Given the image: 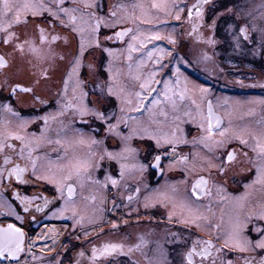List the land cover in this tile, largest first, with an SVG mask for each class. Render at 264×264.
<instances>
[{"label":"snow or ice","instance_id":"obj_1","mask_svg":"<svg viewBox=\"0 0 264 264\" xmlns=\"http://www.w3.org/2000/svg\"><path fill=\"white\" fill-rule=\"evenodd\" d=\"M129 8L131 12H128ZM151 8L173 16L176 21L181 20V14L186 10V20L192 28L187 35L204 29L197 36V40L203 43L215 45L216 36L222 30L224 37H230L236 48H240L244 41L255 43L257 33L260 43L264 44V0L254 10H249L247 4L230 2V6H225L224 0H195L191 5L179 0H153ZM136 9L141 10V15L135 14ZM129 23L135 26L123 27ZM166 24L167 21H160L158 15L153 17L144 12V5L139 3L106 6L104 0H0V45L12 47L14 52L23 53L27 46L30 52L38 53L40 49L33 37L38 35L41 44L55 42L60 36L52 35L49 41L48 32L55 31L57 26L70 29L79 37L78 50L72 52L70 67H67L63 87L58 92L61 99L57 100L58 107L54 112L29 119L15 111L11 104L0 103L3 109L0 113V180L7 172L9 178L22 181L24 173L30 169V176L35 181L54 186L55 199L63 201L59 208L53 205V215L70 211L75 222L73 227L83 225L86 219L89 224H94L95 214L105 210L96 206L98 199L100 205L107 199L100 193L111 189L119 193L122 184L128 187L124 183L126 180L134 179L135 171L158 168L162 155L174 156L177 146L191 143L193 147H202L201 167L207 169V176H197L189 188L188 172L185 171V179L179 185L154 189V198L146 197L144 206L159 204L168 209L169 223L175 221L210 230V238L197 237L189 243L190 235L181 236L179 231L166 232L164 240L175 247L168 249L157 242L156 247L150 249L152 255L142 252L147 264H264V198L259 201L258 208L244 211L245 197H233L235 207L228 214L226 227L223 215L219 222L213 223L214 213L211 211L214 203L224 204L226 183L235 179L230 175L235 166L243 168L249 175L255 173L250 184H245L246 189L254 185L264 188V99L248 102L250 106L247 108L239 102L229 106L227 100H218L214 105L208 89H189L187 79H181L179 68L171 69L174 83L171 79H164L165 70L171 63L163 62L164 54L167 51L175 57V53L155 45L149 49L148 44L163 39L173 45L177 43L171 34L165 36L157 30ZM142 25L151 27L143 29ZM17 28L22 30H13ZM104 29L111 34L105 33ZM125 37H130L126 48L106 46L109 41H123ZM97 53L101 59L105 53L109 57L103 70ZM133 53H138L139 58H134ZM175 58L178 62L183 60L182 57ZM6 66L7 62L0 56V68ZM158 74L160 79H157ZM161 83L162 90L155 87ZM17 90L33 93L32 87L14 83L10 95ZM154 93L157 98L146 105L144 101ZM34 99L40 100L35 95ZM254 104L260 105L259 118L246 119L257 116V108L251 106ZM145 112L148 114L146 118ZM185 117L198 131L191 141L187 140V133L181 127ZM225 118L227 125L223 123ZM37 120L42 121L38 132L28 131V125ZM12 141L19 142L18 150ZM147 141L154 142V148L149 145L151 151L143 159L147 160L151 155L152 163H140L137 160L140 155L138 145ZM13 155L26 161L25 166L13 163ZM178 160L186 163L188 157L180 156ZM10 164L12 166L7 167ZM113 164L118 165V175ZM101 175L103 180L99 178ZM77 188L82 193L89 192L82 197V208L76 203ZM136 191H140L139 187ZM39 199L38 195L24 196L21 202L31 205ZM127 199L130 201L132 197ZM49 203L44 198L45 207ZM118 207L113 199V208ZM89 209L91 214L86 217L84 213ZM43 210L36 207L37 212ZM23 211L28 213L29 208L26 206ZM8 214L24 223V217L10 205ZM212 233L216 234L215 240L221 242L219 247L211 238ZM249 233H255L256 237ZM146 243L140 237L126 253L123 244L93 245L89 260L96 264L101 257L116 253L127 256L134 250L142 251ZM25 244L26 234L22 227L15 224L0 227V261L21 264ZM32 247V243H27L28 252ZM77 255L83 257L85 253L81 251ZM232 256L235 259L230 258ZM128 264L138 262L129 260Z\"/></svg>","mask_w":264,"mask_h":264},{"label":"rangeland","instance_id":"obj_2","mask_svg":"<svg viewBox=\"0 0 264 264\" xmlns=\"http://www.w3.org/2000/svg\"><path fill=\"white\" fill-rule=\"evenodd\" d=\"M185 0H179V2L184 3ZM159 2V0H157ZM262 0H254L253 2H247L242 3L241 5L247 4L249 7V10H254L257 5L261 4ZM112 3H124V4H131V3H139L144 5V12L149 13L151 16H159L160 21H167L166 25H163L160 27L159 30L162 35L167 36L168 34H171L173 38L178 42L179 36L181 35V31H179V28L183 25V23H179V21H176L173 16L171 15H165L163 13H158L156 9L151 8V4L153 3V0H104V4L110 5ZM107 11V7H105V12ZM132 9L129 8L128 12H131ZM123 14V13H122ZM136 15H141V10L136 9L135 10ZM182 19V17H181ZM153 23L155 24V20H153ZM135 25L129 23L123 25V27H134ZM143 29H148L151 26L150 25H142ZM14 31H20L21 28L13 29ZM104 32L107 34H111L107 31V29H104ZM59 35L60 39L52 42V43H44L41 44L38 40L39 37L36 35L33 37V40L35 39L34 43L40 49L38 53H32L28 50L27 46H25V50L23 53L20 52H14L12 47H5L3 45L2 49H5L8 51L10 49L9 53V60H10V66L8 65L6 68H2L4 71L3 73H0V86H5L6 88L10 85L12 86L13 82L23 84L27 87L33 88V93H15V105H22L27 107L37 106L40 101L44 100L47 102V108L46 113H52L54 112L58 105L57 100H60L61 97L58 95V92L63 87V77L67 73V67H70V62L72 60V52L74 49L78 50L79 46V37L76 36L71 32L70 29H61L59 26L55 29V31L49 30L48 32V38L52 37V35ZM51 35V36H50ZM199 36V35H197ZM49 38V39H50ZM101 39L103 37L101 36ZM130 37L123 38V41H109L107 43V47H113L117 49L126 48L127 40H129ZM229 40L231 38L229 37ZM192 41V40H191ZM232 43V41H231ZM233 44V43H232ZM153 45L157 46L158 48L162 47L169 51H172L175 53V57H182L183 60L178 62V60L170 56L168 52L166 51L163 57V62L168 63L171 61L169 68L165 70L166 74L164 75V79H171L173 83L175 82V78L172 77L171 69L172 68H179V72L181 74V79L184 78L187 79L188 87L189 89L195 88H206L208 89L209 98L213 101V104L215 105L216 102L227 100L229 102V106L235 105L237 102H239L241 105H243L245 108L250 106L248 102L250 101H259L264 99V97L261 96H255L249 92L248 89H237L235 90V87L237 85L243 87V86H251V85H258V86H264V74L260 73L257 74L255 77L248 71H245L244 73H240L237 75H228L223 78H219L215 76L214 73H204V70H216L217 67L215 65V55L217 52L216 46H209L210 44L203 43V42H183V43H177L172 46V44H168L167 39H163L160 41H153L151 44H148V48L151 49ZM230 48L235 47L234 45H229ZM231 48V49H232ZM244 46H241L240 48L235 47V55L234 56H240L242 54L247 53V50L244 49ZM200 49H206L207 52L212 53V58H205L201 55ZM215 49V50H214ZM232 51V50H231ZM228 51L229 55L234 53V51L231 52ZM6 54V52H5ZM189 54V55H187ZM247 55V54H246ZM249 55V54H248ZM63 56L64 59L61 60L60 57ZM97 60H99L102 64L101 70H103V65H105L109 59L107 54H103V57L101 59L99 53L96 54ZM134 58L138 59L139 54L133 53ZM226 57V55H225ZM91 59V57H89ZM228 63L234 62L233 59L228 58ZM233 60V61H232ZM240 63V62H238ZM249 63L244 62V67L240 68V70H247ZM206 68V69H205ZM207 72V71H206ZM14 73V74H12ZM5 74H9L8 77H3ZM242 77V78H241ZM160 74L157 75V79H160ZM237 78H239V82L237 81ZM158 89H163V84L157 85ZM4 88V89H6ZM4 92V91H3ZM71 92V89H69V93ZM34 95L38 96L40 95V100H35ZM157 98V94L154 93L152 97L145 103L146 105L150 104L152 99ZM162 99V97H161ZM41 104V103H40ZM256 108H260V105L254 104L251 105ZM15 111H17L15 109ZM219 111V110H218ZM20 113V112H19ZM223 114V112L221 111ZM147 112H145L144 118L147 117ZM21 116L25 118H32V117H41L42 115H33L32 113L21 114ZM11 119V117H7ZM259 118L258 114L254 118H247L246 119H256ZM185 123L181 125V127L184 128L185 132L187 133V140L191 141L194 136L198 135L197 128L194 123L187 122V117L184 118ZM30 123L28 126V131H37L39 130L38 125H42V123ZM42 122V121H41ZM13 124H15V121H13ZM224 124L227 125V118L224 120ZM152 142V141H151ZM109 144H111V141H109ZM149 144L143 143L139 144L138 147L140 148V155L137 157V160L140 163H149L152 161L151 155H148V159L144 160L143 157L150 152V148L148 147ZM235 146V145H233ZM152 148H154V142H152ZM167 148V146H165ZM46 150V149H44ZM203 150L202 147H193L191 143L188 144H181L177 146L176 153L174 156H166L164 161L162 162V169L163 173L160 175L157 179V181H152L154 174L151 171L150 168H147L143 172L135 171L134 172V179H128L124 183L128 185L127 188L123 186V184L120 186V192L117 193L115 189L114 194L111 195V191L100 193L99 195L106 196L107 199L103 205H100L99 199L96 201V206L103 207L105 210L101 212H97L95 214V223L89 224L87 222V219L85 220V223L83 225L76 224L75 227L74 221L71 218L72 213L70 211L64 212L62 215L57 214L53 215L55 208H59L60 204L63 203V201H59L58 204L55 205V208L52 206L48 209L47 212H45L42 216H37L36 219L31 222V228H27L25 230V234L27 237V234L30 233V231H33V227H37L42 222L47 221H67L68 225V234L66 233V239L63 241L62 246L59 248V252H45V251H38L36 254V259H33L32 262H29L27 264H60L62 261V264H92V262L89 260V257L91 255V248L94 245L99 247L102 243H117V244H123L126 245L122 239H120L122 236L119 235L117 230H115L113 233L107 234L105 230L107 229L108 225L106 224L108 220H111L113 223L118 226L119 224H124L122 226L123 232L126 234L124 235L125 238H129L130 232L133 233V231H140L141 236L145 241H147V234L153 233L154 235H151L149 243L145 244V247L142 249V251H138V254H135L136 257L143 258L142 252H148L149 255H152L150 249H154L156 247V243L160 242L164 245L165 248H168V244L165 240V233L166 232H174L172 229L174 227L172 225H175L176 230L182 229L183 227H188L183 224L177 223L173 221L172 223H168V217L167 212L168 209L165 207L160 206L159 204H155L154 206L145 207V198H154V189H161L163 190L166 186L169 185H179V182L185 179V176L183 173L185 171L188 172L187 180H188V187L190 188V179L197 175L198 173H202L207 175V169L201 167V159L200 156L202 155ZM219 155V152L216 153ZM163 156V155H162ZM165 156V155H164ZM180 156H187L188 160L186 163H180L178 160V157ZM172 164L170 167L169 165ZM113 167L116 169V174L118 175L119 169L118 165L113 164ZM231 175V173H230ZM101 180H103V175L99 177ZM228 182V181H227ZM31 188L32 191L37 192L38 189H40L38 181L32 180L31 182ZM47 184V183H46ZM111 188V186H108ZM139 187L140 191L137 192L136 189ZM182 188L183 185H180ZM46 196L50 199L55 200V188L54 186L47 184V188H45ZM65 194H67L65 190ZM89 192H81L79 188H77V195H76V203L81 208L82 205V197L88 195ZM128 196H131L132 199L129 201L126 199ZM113 199L117 202L119 205L118 208H113ZM151 204V199L149 201ZM3 204L5 207L10 205L5 198L2 197L0 194V205ZM11 206V205H10ZM12 207V206H11ZM235 207L232 206L229 209V212L233 210ZM14 209V207H12ZM154 208H161L165 211L163 219L166 221H156L155 224L151 223L148 219L141 220L139 214L144 211H150ZM160 209V210H161ZM218 212V209L216 210ZM224 218L225 221V227L226 222L228 220V214ZM85 216L90 215V209L89 212L84 213ZM154 214H157L155 212ZM133 222H128V221ZM110 221V222H111ZM100 223H104L103 225H99ZM106 225V226H105ZM32 229V230H31ZM109 231V230H108ZM85 232H87V235H85ZM112 235V237H111ZM94 239H90L94 237ZM111 237L112 239L108 238ZM94 241V242H93ZM139 242V240H138ZM170 247V246H169ZM169 249V248H168ZM83 251L85 255L83 257L78 256L77 254L79 252ZM119 253L114 255V259ZM116 264H118L119 258H116ZM145 260V259H144ZM106 257H101L96 264H106ZM147 264V263H146Z\"/></svg>","mask_w":264,"mask_h":264},{"label":"flooded vegetation","instance_id":"obj_3","mask_svg":"<svg viewBox=\"0 0 264 264\" xmlns=\"http://www.w3.org/2000/svg\"><path fill=\"white\" fill-rule=\"evenodd\" d=\"M253 2L254 0H224L225 6H230V2L231 3H247V2ZM184 3L186 5H191L193 3H195V0H185ZM182 19L179 21V23H183V25L179 28V31H181V35L179 36V41L177 43H183V42H192V41H197V35H200L201 33H203L205 30L204 29H200L198 32L193 33V35L189 36L187 35V33L192 31L191 28V24L187 22L186 20V10L185 13L181 14ZM193 22H195V18H193ZM52 35V34H51ZM50 35V36H51ZM50 38V37H49ZM48 40L51 41V38ZM217 39V43L213 46H216L215 48L217 49L216 55H215V65L217 67L216 70H204V73H209L211 75V73H214L215 76L219 77L220 79L223 77H226L230 74L237 75L240 73H244L245 71L250 72L254 77L257 74L263 73L264 74V44H261L259 41V34H256V42L255 43H249L248 41H244L242 46H244L245 50H247V53L242 54L240 56H234L235 55V47H231L229 45H233L231 43V40H229V38H225L223 31L221 30L220 33L216 36ZM39 40V39H38ZM192 40V41H191ZM35 41V39H34ZM40 41V40H39ZM176 43V44H177ZM201 43V42H200ZM168 44L170 45V43L168 42ZM173 46V44H172ZM212 46V45H209ZM3 47L0 46V56H3L5 61L7 62V66H10V60H9V53H10V49L8 51H6L5 49H2ZM215 50V49H214ZM234 51V53L230 54L228 53V51ZM202 56H206L207 58H212L213 55L210 52H207V50L205 49H200L199 50ZM231 51V52H232ZM6 52V54H5ZM247 54V55H246ZM249 54V55H248ZM189 55V54H187ZM226 55V57H225ZM233 59L234 62L228 63L229 59ZM232 60V61H233ZM240 62V63H238ZM244 62L249 63L247 70H240V68L244 67ZM6 66V67H7ZM5 67V68H6ZM206 69V68H205ZM207 71V72H206ZM3 73L4 71L2 70V68H0V73ZM246 73V72H245ZM14 74V73H12ZM9 74H5L3 77H8ZM242 78V77H241ZM237 81L239 82V78H237ZM15 82H13L14 84ZM23 85V84H21ZM24 86V85H23ZM27 87V86H24ZM155 87L157 88L158 86L155 85ZM5 86H0V103H9L13 106L14 110L16 109L17 112H20V114L23 113V115L25 114H29L32 113L33 115H45L44 113L46 112V108H47V102L44 103H39L37 106H22V105H15L14 107V99H15V94L14 95H10V90H11V85L9 87H7L6 89ZM241 88V89H248L249 92H251V94L255 95V96H261L264 97V86H258V85H251V86H239L237 85L235 87V90ZM4 91V92H3ZM149 91H151V89H149ZM16 93H22L19 90H17ZM145 95H147V93H145ZM40 98V95H38ZM152 96L149 97V99ZM148 99V100H149ZM211 99V98H210ZM148 100H145L144 103H146ZM0 113H3V109L0 108ZM221 115H223L222 113H220ZM257 114L259 116V108H257ZM258 119V118H256ZM37 123H42L41 121L38 120ZM224 123V121H223ZM29 127V126H28ZM12 143H14L17 147V150L19 149V142L18 141H12ZM147 144L152 146V142L151 141H147ZM151 150V149H150ZM223 151V150H221ZM166 156H162L161 159V164L164 161ZM237 159L239 160L240 157L238 155ZM13 163H18L20 164L21 167L25 166L26 161L23 160H19L16 156L13 155ZM149 163H152L149 162ZM0 164H2V158H0ZM12 165H8L7 167H11ZM162 165H160V167L158 168H150L151 171L153 172L152 174H154V177L152 179V181H157L160 172H161V167ZM246 167V166H245ZM30 169L28 172L24 173V176L22 178V181H17L15 179V177H8L7 172L4 173V179L0 180V194L2 195L3 198L6 199V201L12 206L14 207V209L21 215L24 217V223L21 224V222L19 220H17L15 218L14 215H9L8 214V209L7 207H5L3 204L0 205V227H6L8 224H15L17 227H22L25 230L28 228H31V222H33L37 216H42L45 212L48 211L49 208H51L53 205L58 204L59 202H57V200H53L50 199L49 197L46 196V192H45V188H47V184L45 181H38L40 189L37 190V192L32 191L33 189L31 188V182L32 180H35L34 177L30 176ZM207 176L205 174L202 173H198L197 175L193 176L190 179V187H191V182L194 181L197 176ZM231 175H234L235 179H229L228 182L226 183V199L223 205H219L218 203H214L212 206V213H214V218H213V223H217L220 221L221 216L223 215V218H225L227 216V213L229 212V209L235 205V202L233 201V197H240V196H244L245 200V208L244 211H250L254 208H258L259 206V201L261 200V198H264V188H261L260 185H254L252 187L249 188H245V184H250V182L255 178V173L253 172L251 175H249L246 171L243 170V168L239 167V166H235L234 167V171L231 173ZM111 195H113L115 192L113 189H111ZM40 196L41 199L34 201L31 205H28L26 202L22 203L21 202V198H23L24 196ZM129 197V196H128ZM127 197V198H128ZM44 198H47L51 203L48 204L47 207H45L44 205ZM126 198V199H127ZM206 202V201H205ZM28 207L29 208V212L25 213L23 211L24 207ZM40 206L41 208H43L44 210L42 212H37L36 211V207ZM157 209V208H152L150 211H144L142 213L139 214L141 220H146L148 219L151 223H154L156 221H163L166 223V221L163 219V217L165 216L164 213L165 211L163 209ZM218 209V212L216 211ZM155 212H157V214H154ZM158 219V220H157ZM111 220L107 221V229L105 230V232L107 234H111L113 233L115 230H117V232L119 233V235H121L122 237L120 239L123 240V242L126 244L125 248H124V252H127V248L133 244H136L141 236L140 231H133V233H131L130 230H128V232H130V234L128 235L129 238H125L124 235H126L123 230H122V226L125 224H119L118 226H116L115 228H113V222ZM133 222V221H128ZM169 223V222H168ZM259 224V222H254ZM104 223H100L99 225H103ZM31 225V226H30ZM106 226V225H105ZM174 227V229H172L174 232L179 231L181 236H187L190 235V240L189 243L191 242V239H195L197 237L201 238V239H209V231L210 230H205V229H197L194 226L193 227H183L182 229H177L175 228V225H172ZM109 230V231H108ZM252 237H256L255 233H249ZM147 243H149V239L151 237V235H154L153 233L147 234ZM215 233H212L211 238L213 239L214 243H216V246L219 247L221 242H217L215 240ZM112 237V235H111ZM111 237L108 236L109 239H112ZM94 237L90 238V239H94ZM150 240H155V239H150ZM94 242V241H93ZM95 243V242H94ZM93 243V245H94ZM170 246V247H169ZM175 245L171 244L168 245V248H174ZM117 254V253H116ZM135 254H138V251H133L131 254H128L127 256L123 255V254H118L116 256V258H119L118 260V264H128L129 260L132 261H137L138 264H146V260H144L143 258L140 257H136ZM114 255L110 257H106V264H116V258L114 259ZM236 255H240L239 253H237ZM244 255H252L251 253H245ZM232 259H235V256L230 257Z\"/></svg>","mask_w":264,"mask_h":264},{"label":"built area","instance_id":"obj_4","mask_svg":"<svg viewBox=\"0 0 264 264\" xmlns=\"http://www.w3.org/2000/svg\"><path fill=\"white\" fill-rule=\"evenodd\" d=\"M68 230L67 221L64 220L40 223L33 231L27 234L25 244L26 252L20 256L21 264H24L25 261L27 263L32 262L33 257L36 256L38 251L55 252L57 249L59 250L63 241L66 239ZM27 243L33 244L31 252L27 251ZM0 264H11V262L3 260L0 261Z\"/></svg>","mask_w":264,"mask_h":264},{"label":"trees","instance_id":"obj_5","mask_svg":"<svg viewBox=\"0 0 264 264\" xmlns=\"http://www.w3.org/2000/svg\"><path fill=\"white\" fill-rule=\"evenodd\" d=\"M34 228H35V227H33L32 229H34ZM32 229H31V230H32ZM57 252H59V250H58ZM57 252H56V253H57Z\"/></svg>","mask_w":264,"mask_h":264}]
</instances>
